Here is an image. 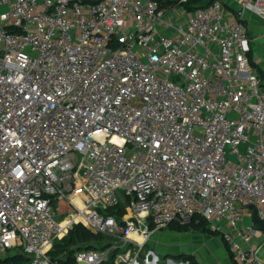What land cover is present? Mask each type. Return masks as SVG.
<instances>
[{
  "label": "built area",
  "instance_id": "1",
  "mask_svg": "<svg viewBox=\"0 0 264 264\" xmlns=\"http://www.w3.org/2000/svg\"><path fill=\"white\" fill-rule=\"evenodd\" d=\"M186 2L0 0V264H58L79 223L109 242L72 264H150L153 234L196 216L264 264V81L243 22L264 0Z\"/></svg>",
  "mask_w": 264,
  "mask_h": 264
},
{
  "label": "crops",
  "instance_id": "2",
  "mask_svg": "<svg viewBox=\"0 0 264 264\" xmlns=\"http://www.w3.org/2000/svg\"><path fill=\"white\" fill-rule=\"evenodd\" d=\"M209 1L221 2L225 10L231 13L238 7L240 0H199L192 5L195 8ZM171 3L172 0H162V7L167 9ZM190 11L185 9L184 15ZM243 22L247 30V56L250 55L253 70L264 81V19L246 13ZM145 250L153 253L150 264H187L186 257L200 264H237L218 234L194 228L178 229L175 224L155 232L146 243ZM258 255H264V247Z\"/></svg>",
  "mask_w": 264,
  "mask_h": 264
},
{
  "label": "trees",
  "instance_id": "3",
  "mask_svg": "<svg viewBox=\"0 0 264 264\" xmlns=\"http://www.w3.org/2000/svg\"><path fill=\"white\" fill-rule=\"evenodd\" d=\"M196 1H199V0H187L186 3L180 4V5H182L185 9L192 11L196 8L206 6L210 2H212V1H209L206 4H203L199 7L194 8L192 4ZM178 2L179 0H172L173 4H177ZM248 60L251 66H253L254 64H253V61L250 55L248 56ZM175 226H177L178 229L194 228V229H201L204 231H209L206 227V221L198 216L194 217L192 221L187 225H183V226L175 225ZM95 236L98 237V240L103 243V246L100 248L105 247L107 243L109 242V238L104 235L96 234ZM90 237H92V233L88 232V230H86L82 225L76 224L73 226V228L68 232V234L62 240L54 244L53 249L51 250L49 255L51 259L53 261H56L58 264H72V255L77 250L81 249L80 245H78V242H89ZM73 244H77L75 249L67 248L68 245H73ZM85 247L91 248L94 246L87 243V246ZM27 261H28L27 258L20 254H12L8 256L7 258H5L2 264H27ZM185 261L187 264H200L191 257H186ZM103 264H113V262L110 260L109 262H106Z\"/></svg>",
  "mask_w": 264,
  "mask_h": 264
},
{
  "label": "rangeland",
  "instance_id": "4",
  "mask_svg": "<svg viewBox=\"0 0 264 264\" xmlns=\"http://www.w3.org/2000/svg\"><path fill=\"white\" fill-rule=\"evenodd\" d=\"M5 10V8L3 7V6H0V11H4ZM185 20V18H183L182 19V22ZM226 150H228V148H226ZM226 158L227 159H229V160H231V161H234V157L233 156H229V155H226ZM52 209L54 210V211H56L57 209H59L60 211H63L64 209L66 210V207H65V205L63 204V203H60V202H54L53 204H52ZM64 219H65V217L63 216V215H58V220H60V221H64ZM248 222V219L247 218H245V223H247ZM80 225H82L86 230H88L83 224H81V223H79ZM70 231V230H69ZM68 231V232H69ZM88 232H90V233H92V237H90V240H89V242H78V245H80V248H84L85 246H87V243L88 244H91L92 246H94V247H98V248H100V247H102L103 246V243L101 242V241H99L98 240V237H96L95 235V233L94 232H92V231H90V230H88ZM68 234V233H67ZM66 234V235H67ZM65 235V236H66ZM64 236V237H65ZM63 237V238H64ZM62 238V239H63ZM61 239V240H62ZM261 244H263L264 245V234H262L261 236H256V237H253L252 239H251V242H250V245H261ZM76 246H77V244H73V245H68L67 246V248L68 249H70V248H73V249H75L76 248ZM181 262V261H180ZM179 262V263H180ZM173 263H178L177 261H173Z\"/></svg>",
  "mask_w": 264,
  "mask_h": 264
},
{
  "label": "water",
  "instance_id": "5",
  "mask_svg": "<svg viewBox=\"0 0 264 264\" xmlns=\"http://www.w3.org/2000/svg\"><path fill=\"white\" fill-rule=\"evenodd\" d=\"M249 209L251 210V219L252 222L257 226V228L264 233V220H261L257 216V212L254 206H249Z\"/></svg>",
  "mask_w": 264,
  "mask_h": 264
}]
</instances>
